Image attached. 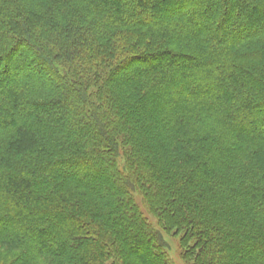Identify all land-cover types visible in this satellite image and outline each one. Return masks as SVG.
<instances>
[{
    "label": "trees",
    "instance_id": "trees-1",
    "mask_svg": "<svg viewBox=\"0 0 264 264\" xmlns=\"http://www.w3.org/2000/svg\"><path fill=\"white\" fill-rule=\"evenodd\" d=\"M0 74L10 264H173L134 191L193 264H264V0H0Z\"/></svg>",
    "mask_w": 264,
    "mask_h": 264
},
{
    "label": "rangeland",
    "instance_id": "rangeland-1",
    "mask_svg": "<svg viewBox=\"0 0 264 264\" xmlns=\"http://www.w3.org/2000/svg\"><path fill=\"white\" fill-rule=\"evenodd\" d=\"M251 21L253 23H257L258 22V16H256L255 13H251ZM215 26H211V23H207L206 24V28L208 31H213ZM231 27V26H230ZM216 28V27H215ZM228 29H222V33H226ZM23 50V49H22ZM160 62L156 61V66L159 65ZM35 75H38V72L35 73ZM6 76L5 75H1L0 74V86H2V83ZM47 78V77H46ZM12 77L10 75V79L11 80ZM3 80V81H2ZM2 82V83H1ZM120 167H123V158L119 157L117 159ZM124 173L126 172V170L124 168H122ZM134 199L135 201L138 203L139 208L141 209V211L143 213H145L148 221L151 223L152 227L154 229L159 230L161 236L163 237V241L166 244V255L170 258V260L172 261L173 264H193L189 258H185L182 255V251L180 250V238L172 235L169 232L164 231L162 228L159 227L158 222L156 221V219L154 218V215L150 214L148 212V210L145 208L144 204H143V200L141 195L134 191ZM5 254V255H4ZM18 256L16 255L15 252H5L3 251V249L1 250L0 248V264H10L13 260H15ZM29 263H25V264H46V262H44L43 260H39V259H32L28 261Z\"/></svg>",
    "mask_w": 264,
    "mask_h": 264
}]
</instances>
